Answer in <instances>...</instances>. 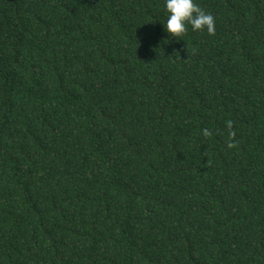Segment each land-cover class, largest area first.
I'll use <instances>...</instances> for the list:
<instances>
[{
    "label": "trees",
    "instance_id": "trees-1",
    "mask_svg": "<svg viewBox=\"0 0 264 264\" xmlns=\"http://www.w3.org/2000/svg\"><path fill=\"white\" fill-rule=\"evenodd\" d=\"M196 2L0 0V264H264V0Z\"/></svg>",
    "mask_w": 264,
    "mask_h": 264
},
{
    "label": "clouds",
    "instance_id": "clouds-1",
    "mask_svg": "<svg viewBox=\"0 0 264 264\" xmlns=\"http://www.w3.org/2000/svg\"><path fill=\"white\" fill-rule=\"evenodd\" d=\"M164 7L167 19L162 23L170 36L181 38L189 25L193 31L206 29L210 35L215 34L214 16L201 8L196 0H165Z\"/></svg>",
    "mask_w": 264,
    "mask_h": 264
}]
</instances>
